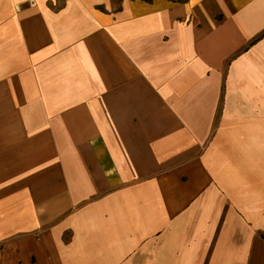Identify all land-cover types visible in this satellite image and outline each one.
Here are the masks:
<instances>
[{
  "label": "crops",
  "instance_id": "crops-1",
  "mask_svg": "<svg viewBox=\"0 0 264 264\" xmlns=\"http://www.w3.org/2000/svg\"><path fill=\"white\" fill-rule=\"evenodd\" d=\"M264 0H0V264H264Z\"/></svg>",
  "mask_w": 264,
  "mask_h": 264
},
{
  "label": "trees",
  "instance_id": "trees-1",
  "mask_svg": "<svg viewBox=\"0 0 264 264\" xmlns=\"http://www.w3.org/2000/svg\"><path fill=\"white\" fill-rule=\"evenodd\" d=\"M174 1H176L177 3H185L188 0H174ZM262 239H264V237H262Z\"/></svg>",
  "mask_w": 264,
  "mask_h": 264
}]
</instances>
